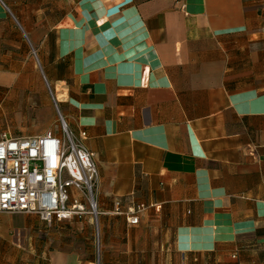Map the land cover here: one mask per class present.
<instances>
[{
  "label": "crops",
  "instance_id": "0c3cea01",
  "mask_svg": "<svg viewBox=\"0 0 264 264\" xmlns=\"http://www.w3.org/2000/svg\"><path fill=\"white\" fill-rule=\"evenodd\" d=\"M60 115L98 167L99 256L75 216L19 257L41 219L1 213L0 264H264V0H0V137Z\"/></svg>",
  "mask_w": 264,
  "mask_h": 264
},
{
  "label": "built area",
  "instance_id": "2783aa9c",
  "mask_svg": "<svg viewBox=\"0 0 264 264\" xmlns=\"http://www.w3.org/2000/svg\"><path fill=\"white\" fill-rule=\"evenodd\" d=\"M61 134L53 129L36 135L0 137V212L37 215L48 225L88 214L100 232L96 188L99 171L94 153L60 115ZM116 212L137 224L145 206Z\"/></svg>",
  "mask_w": 264,
  "mask_h": 264
},
{
  "label": "rangeland",
  "instance_id": "374dc122",
  "mask_svg": "<svg viewBox=\"0 0 264 264\" xmlns=\"http://www.w3.org/2000/svg\"><path fill=\"white\" fill-rule=\"evenodd\" d=\"M51 89L55 93V89L53 85L51 86ZM48 90H50L48 88ZM10 124L13 125V123L18 124L19 122H11ZM25 129L29 130V127H25ZM4 214H8L7 212H0ZM11 222H13L14 227H17L16 229H19V227L25 226L26 223V216L23 213H11V215H8ZM84 220L87 224V230L89 237V240L92 241V243L95 246L96 243V251H97V257L99 256V242H100V232H97V228L95 224L93 223V220L88 214H85L83 216ZM81 218V219H83ZM76 222L74 223H67V224H59L58 226L53 223L51 226L48 225L46 222L40 220L38 223L34 224V229L31 233H27V236L25 237V242L18 245V249H16L18 252L19 257H25L28 258L29 261L32 259H37V257L40 255H43V251H47L50 246H56V241L58 240H72L76 241L79 240V237H77V234H80L81 231L77 229ZM51 242V243H50ZM15 250V251H16ZM13 253L12 249H9ZM14 251V253H16Z\"/></svg>",
  "mask_w": 264,
  "mask_h": 264
}]
</instances>
